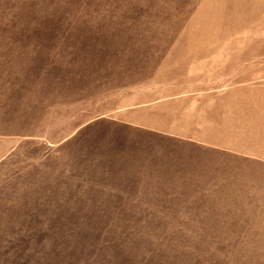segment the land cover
<instances>
[{
	"label": "rangeland",
	"instance_id": "obj_1",
	"mask_svg": "<svg viewBox=\"0 0 264 264\" xmlns=\"http://www.w3.org/2000/svg\"><path fill=\"white\" fill-rule=\"evenodd\" d=\"M0 264H264V0H0Z\"/></svg>",
	"mask_w": 264,
	"mask_h": 264
}]
</instances>
